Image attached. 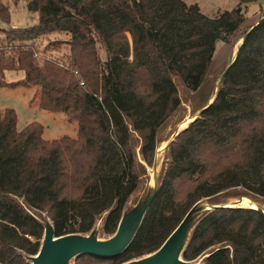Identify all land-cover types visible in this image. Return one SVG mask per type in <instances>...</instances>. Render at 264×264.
<instances>
[{
	"label": "trees",
	"instance_id": "obj_1",
	"mask_svg": "<svg viewBox=\"0 0 264 264\" xmlns=\"http://www.w3.org/2000/svg\"><path fill=\"white\" fill-rule=\"evenodd\" d=\"M28 10L37 25L0 29L12 49L0 50V72L24 71L25 79L1 78L0 88H40L41 109L65 114L79 132L47 141L41 124L18 131L15 111H0V264H29L21 253L41 246L43 226L17 199L47 213L57 237L87 234L105 213L103 233L112 236L140 185L132 132L152 166L158 131L181 106L178 84L196 92L218 44L230 45L245 26L239 6L211 18L184 0H31ZM257 22L214 103L170 146L161 189L130 247L75 264H123L157 251L204 198L239 187L264 198V15ZM52 34L69 38L68 65H40L25 48ZM180 183L188 186L182 196ZM206 252L205 264H264V214L211 212L183 258Z\"/></svg>",
	"mask_w": 264,
	"mask_h": 264
},
{
	"label": "rangeland",
	"instance_id": "obj_2",
	"mask_svg": "<svg viewBox=\"0 0 264 264\" xmlns=\"http://www.w3.org/2000/svg\"><path fill=\"white\" fill-rule=\"evenodd\" d=\"M30 1L31 0H0V5L3 4L7 9L6 16L0 14V29H23L37 25L39 21L38 16L28 10V3ZM184 2L189 6L197 4L201 12L211 18L217 17L223 12L232 11L239 6L245 19V26L241 32L234 35L230 45L218 44L213 63L205 82L196 92H191L180 83L178 84L181 106L159 129L158 136L160 143L169 139L179 122L194 115V113L209 102L215 88H217L221 75L232 61L236 49L242 42L244 34H247L251 30V27H254L258 23L257 21L264 15V0H184ZM53 35L55 34L49 37H41L34 42L27 41L26 44L28 47L25 48L34 50L35 60L40 65H43L45 60L50 58L64 65H68L72 57L70 46L66 43L69 38L64 35ZM53 42H57V44ZM9 45L7 44L5 35L0 32V50L8 48L6 55L9 54V51H12ZM80 56L84 65L90 63L91 59L88 53H81ZM75 74L78 76L77 72H75ZM1 78L9 83H16L25 79V72L16 70L5 71L4 73L0 72V79ZM87 87L88 86L85 88ZM40 99L41 91L38 87H3L0 88V111L6 109L15 111L17 115L18 131L24 130L33 123H38L44 127L43 138L47 141L59 140L65 136L76 138L79 132L78 123L71 122L63 113H53L41 109ZM141 142L137 133L132 132L131 145L136 156L137 171L141 178L138 190L135 195L131 197L130 204L132 205L138 200L147 184V170H143L139 163L141 159ZM166 160L167 158L163 159L165 164ZM187 187L186 184H178L177 192L179 196H182L186 192ZM244 195L249 196L245 190L238 189L233 191L230 196L238 198ZM258 201L264 208V200L258 199ZM17 202L25 209H28L24 200L17 199ZM43 213L47 214L45 212ZM104 218L105 216H102L98 223L103 222L102 220H104ZM99 237H105L101 230L99 231Z\"/></svg>",
	"mask_w": 264,
	"mask_h": 264
},
{
	"label": "water",
	"instance_id": "obj_3",
	"mask_svg": "<svg viewBox=\"0 0 264 264\" xmlns=\"http://www.w3.org/2000/svg\"><path fill=\"white\" fill-rule=\"evenodd\" d=\"M257 25L258 23L254 27ZM254 27H252L251 30ZM251 30L245 35L239 47L236 49L232 61L221 75L216 88L215 97L210 99L209 102L194 113V115L179 122L168 140L160 143L159 136H157V144L152 166H149L146 163L140 149L141 159L139 163L143 170H147V184L144 191L140 194L138 200L133 205L130 204L131 198L129 199L123 210L117 230L112 236L108 237L103 233V227L108 213L103 214L102 216H105L104 220H102L103 222L98 223L102 217L101 216L97 220L93 229L87 234L74 233L57 237L54 224L47 214L29 208L28 206V209H25L21 205L44 228V234L38 253L36 255L21 253L29 264H74L80 256L84 255L113 259L122 255L130 247L148 210L157 198L161 189L170 162V146L192 123L201 117L205 109L214 103L230 68L236 61L241 46ZM187 120L189 121L188 124L183 126ZM165 158H167L166 164L163 162V159ZM238 189L243 188H234L198 201L187 212L178 227L157 251L123 264H205V260L210 256L209 252L204 253L193 261L184 260L183 255L191 241L195 228L206 216L218 209H250L264 214V208L258 201V199L264 200L263 197L253 195L245 189L243 190H245L249 196L244 195L238 198L231 197L230 195L232 192ZM243 200H249L254 204V207L250 208L242 206ZM100 230L105 235L104 238L99 237Z\"/></svg>",
	"mask_w": 264,
	"mask_h": 264
},
{
	"label": "bare ground",
	"instance_id": "obj_4",
	"mask_svg": "<svg viewBox=\"0 0 264 264\" xmlns=\"http://www.w3.org/2000/svg\"><path fill=\"white\" fill-rule=\"evenodd\" d=\"M235 53H236V51H235ZM215 95H216V88H215V90H214V92H213V94H212V96H211V97H212L211 99H213V98L215 97ZM188 122H189V121L187 120V122H185L183 126L187 125ZM160 148H161V147H160ZM242 206L253 208V207H254V204L251 203L249 200H243V202H242Z\"/></svg>",
	"mask_w": 264,
	"mask_h": 264
}]
</instances>
